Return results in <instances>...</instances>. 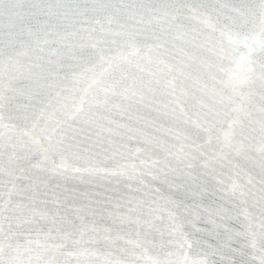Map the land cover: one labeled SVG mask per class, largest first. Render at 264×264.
<instances>
[{
  "label": "water",
  "instance_id": "95a60500",
  "mask_svg": "<svg viewBox=\"0 0 264 264\" xmlns=\"http://www.w3.org/2000/svg\"><path fill=\"white\" fill-rule=\"evenodd\" d=\"M0 264H264V0H0Z\"/></svg>",
  "mask_w": 264,
  "mask_h": 264
}]
</instances>
